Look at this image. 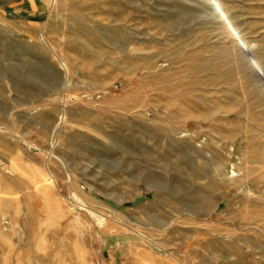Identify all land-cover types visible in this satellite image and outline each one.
Returning a JSON list of instances; mask_svg holds the SVG:
<instances>
[{
    "label": "rangeland",
    "instance_id": "obj_1",
    "mask_svg": "<svg viewBox=\"0 0 264 264\" xmlns=\"http://www.w3.org/2000/svg\"><path fill=\"white\" fill-rule=\"evenodd\" d=\"M0 264H264V0H0Z\"/></svg>",
    "mask_w": 264,
    "mask_h": 264
}]
</instances>
